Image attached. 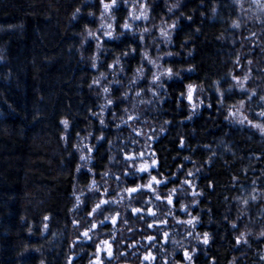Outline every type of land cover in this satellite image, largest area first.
<instances>
[{"label":"trees","instance_id":"trees-1","mask_svg":"<svg viewBox=\"0 0 264 264\" xmlns=\"http://www.w3.org/2000/svg\"><path fill=\"white\" fill-rule=\"evenodd\" d=\"M101 7L100 0H0V264H39L41 252L45 264H68V260L71 264H92L99 242L110 238L113 227L99 224L93 239H78L75 245L70 244L75 228L87 230L93 219L87 215L93 206V193L85 196L79 209L70 211L75 204L74 186L79 183L83 187L93 176L87 169L75 171L79 161L72 145L77 133L84 135L87 125H93L89 143L96 144V148L91 167L99 180L108 164V139L117 131H129L126 125L115 128L112 113L122 115L127 104L116 100L105 113L109 125L103 129L105 140H95L102 129L90 113L99 111L100 98L94 94L99 88L89 85L98 72L81 58V51L85 57L93 53L95 42L88 39L83 49H78L84 25L98 26L97 17H89L88 11L98 15ZM77 8L81 11L72 19ZM152 11L157 17L165 14L168 18L163 0H156ZM126 12L124 6L116 11L117 31H122L119 24ZM181 12L184 15L173 42L167 46L179 56L165 57L162 62L193 65L194 71L182 72L180 78L167 82L168 94L157 105L160 111L145 115L171 121L168 132L153 145L161 161L160 171L172 176L161 188L180 184L185 171L198 161L201 171L196 174L197 190L202 195L199 205L191 211L199 216L196 233H207L210 239L207 244L193 241L184 250L177 249L171 259L176 264H187L185 252L191 253L194 247L192 264H264V236L259 235L264 231V135L232 117L238 111L234 106L243 102L240 110L244 117L264 124V117L258 115L264 111V26L249 22L239 29L231 27L232 19L244 18L232 0H182L175 15ZM103 43L109 51L101 53L100 70L107 71L114 54L128 51L129 45L135 51L123 57L126 74L130 75L140 63L138 37L125 33L119 40ZM150 52L155 54L154 45ZM245 76L248 79L241 89L236 85ZM190 82L204 85L207 95L203 98L211 107L202 105L199 114L188 121L187 101L181 93L186 92ZM140 83L144 85L146 81ZM112 87V95L119 96L120 86ZM217 87L221 92L216 91ZM62 117L71 121L67 144L61 140ZM182 140L186 143L183 148ZM184 155H190L192 160L184 161ZM178 166H182L179 172ZM181 199L177 196L173 201L177 209ZM179 212L175 215L184 219L186 216L181 217ZM44 216L49 217L48 231L41 235ZM134 218L131 212L126 214L129 222ZM167 220L169 230L183 232L170 217ZM138 223L134 234L128 232L127 238L116 233L117 264H140L142 254L123 255L129 247L122 245L128 239H140L144 245L141 237L145 235L156 238V248L151 241L144 250L154 255L151 264H171L159 252L161 245L172 251L170 239L147 228L143 221ZM241 234L246 242L239 240ZM80 235L76 232L77 237ZM38 247L41 252L36 251Z\"/></svg>","mask_w":264,"mask_h":264},{"label":"clouds","instance_id":"clouds-1","mask_svg":"<svg viewBox=\"0 0 264 264\" xmlns=\"http://www.w3.org/2000/svg\"><path fill=\"white\" fill-rule=\"evenodd\" d=\"M156 0H100L101 9L97 15L93 11H88L89 17L96 16L98 26L90 27L85 24L83 31L79 33L81 37L79 49H83L88 39L95 42L94 51L89 56H84L81 51V58L90 62V67L96 69L98 74L92 78L89 85L92 88L94 85L99 88L94 94L100 98L98 101L99 111L91 112L90 114L99 121L102 129L95 135L97 142L105 140V133L103 129L108 128L105 113L109 107L114 104L116 100L127 101L126 106L122 109V115H117L115 111L112 113V119L116 121L115 128L119 130L121 125H126L129 131L125 134L117 131L116 135L110 137L107 141L109 145L108 164L105 165L104 171L100 174V179L95 178L94 169L91 167L95 157L93 151L96 144H90L89 140L93 137V125L89 123L86 127L84 135L77 133V137L72 147L78 155V163L75 171L80 173L82 169H87L89 173H93L90 183L81 187L79 183L74 186L73 195L75 197V204L70 211L75 212L85 202L84 198L88 193H93L92 209L88 216H92V223L87 224V230H82L77 227L71 234L70 244L75 245L77 240H89L98 235L93 231L94 225L103 224L104 221H112L114 218H119L121 227L117 229L113 227L110 229V238L115 240L116 233L119 231L121 236L127 238L128 232H133L139 227V221H143L147 228L154 229L163 234L167 239H170L172 244V251H168L162 245L159 248L161 257L167 256L171 260V264H176V261L171 259L177 249L184 250L189 244L195 242L204 243L205 240L209 242L210 235L207 233H196L195 225L198 224L199 216L192 214V207L199 205V197L202 195L201 191L197 190L196 174L201 171L198 167V161H193V167L185 171V178L178 185L161 188V185H167L172 176L165 175L160 171V158L156 150H154V143L168 132V126L171 121L167 118L154 119L152 116H146L145 113L155 114L160 111L158 104L164 101L168 94L167 82L173 81L175 78H180L182 72L194 71L193 65L176 66L169 63L162 62L165 57L179 56L178 52H173L167 48L172 44L175 30L179 26L180 17L184 14L181 12L179 16L175 15L180 8L182 0H163V6L166 9L167 19L165 14H160L159 17L153 14V5ZM232 3L237 6L238 12L244 17H239L231 20V27L239 29L242 24L249 22L264 25V0H232ZM123 4L127 9L123 21L119 27L123 31H117V14L115 9H118ZM80 8H77L72 14V19H76L80 13ZM215 12V8H213ZM259 31V29L257 30ZM100 33V35H98ZM127 33L129 36L138 37L141 45L140 63H138L131 74H126V65L123 63V57L131 55L135 48L128 46V51L117 52L114 58L108 63L107 71L100 70L99 64L102 63L103 57L101 53H106L109 49L103 43V39L119 40ZM161 43L165 46L161 48ZM155 46V54L150 52V49ZM192 53L188 51L190 56ZM3 57L0 56V60ZM146 62V64H145ZM150 66V67H149ZM124 78L121 79V75ZM111 77V78H109ZM248 79L245 76L239 80L237 87L244 88V81ZM141 81H146V84L141 85ZM218 83V82H217ZM113 85L120 86V95L114 97L112 95ZM186 92L181 93L187 100L188 115L186 120L191 121L194 116L199 114L202 105L207 104L211 107L210 102H207L203 97L205 88L203 84L195 85L188 83L186 85ZM217 92H221L219 87ZM131 93V96L129 95ZM254 94V93H253ZM191 97V99H189ZM264 99V97H261ZM179 107V104L177 105ZM238 112L244 107L243 102H239L234 106ZM239 123L244 124L247 117L239 119ZM260 117H264V111L258 113ZM251 123V126L264 135V124ZM60 124L63 127L61 140L67 144V134L71 128V121L62 117ZM193 131H195L193 129ZM119 141V143H117ZM185 141H181L180 147H185ZM175 159V157H173ZM211 156L209 157V160ZM184 161L192 160L190 155L183 156ZM111 165V166H109ZM182 166H178L176 171L179 172ZM175 173H173V176ZM191 177V179H188ZM134 179L136 182L129 183V180ZM109 192L113 193L109 195ZM95 193H100L96 196ZM182 197L178 209L174 206V199ZM191 197V199H188ZM256 199L255 196L251 197ZM246 202V201H245ZM109 206L107 211H103V205ZM184 212L187 215L186 219H181L175 215L176 211ZM131 212L134 219L129 222L126 219V214ZM102 214V219L100 213ZM152 217L151 221L145 217ZM170 217L174 224H179L183 229L182 233L177 232L174 228L169 230L168 220ZM49 217L44 216L41 224V235L48 231ZM77 221L74 220V224ZM157 225L164 227L158 228ZM76 232H80L79 237ZM87 232L85 236L83 233ZM92 233V235H90ZM56 233H53L55 236ZM259 235L264 236V231ZM151 238V240H149ZM141 239L152 241V247L156 248L155 236L145 235ZM240 241H245V235L241 234ZM104 239L99 242L100 247H104ZM140 243V239L136 244ZM207 244V243H204ZM135 247V244L129 245ZM147 250L148 245H143ZM37 252H41L38 247ZM83 251V249H80ZM71 252V248H69ZM79 254V253H77ZM153 259L154 255L149 252ZM195 254V249L188 253L185 257L187 264H192V256ZM135 256L136 253L134 252ZM264 258V255H262ZM119 256H117V260ZM39 264H45V258L41 252V259ZM68 264L71 261L68 260ZM91 264V261L89 262ZM143 264V260L140 261ZM234 264V262H233Z\"/></svg>","mask_w":264,"mask_h":264},{"label":"rangeland","instance_id":"rangeland-1","mask_svg":"<svg viewBox=\"0 0 264 264\" xmlns=\"http://www.w3.org/2000/svg\"><path fill=\"white\" fill-rule=\"evenodd\" d=\"M120 6H124L123 4H121ZM125 7V6H124ZM118 9H115V11H117ZM240 14V13H239ZM256 24H258V23H256ZM258 25H261V24H258ZM262 26V25H261ZM264 26V25H263ZM123 31V30H122ZM98 35H100V33H98ZM106 40H108L107 38H104L103 39V41H106ZM150 67V66H149ZM187 101V100H186ZM237 112L238 111H234L233 112V114H232V117L233 118H235L237 121H239L238 120V118H237ZM238 116H239V119H244L245 117H244V115H243V112H241V110H239V112H238ZM245 123H247L249 126H251V123H249V121H248V119L245 121ZM244 123V124H245ZM256 123H258V122H256ZM252 127V126H251ZM255 129V128H254ZM256 130V129H255ZM259 131V130H258ZM260 132V131H259ZM261 133V132H260ZM163 185H161V187H162ZM100 194V193H99ZM188 199H191V197H188ZM107 207H109V206H107ZM130 212V211H129ZM180 214H181V217L182 216H186L184 219H186L187 218V215H186V213H184V212H179ZM101 219H102V215H101ZM119 221H120V219L118 218V221H117V223L116 224H112L111 223V221H104V223L102 224V225H105V224H109V225H111V227H117V225L119 224ZM163 226V225H162ZM196 226V225H195ZM98 229V225H97V227L96 228H94L93 229V231H96ZM130 240H132V238L130 239ZM108 241L112 244V255L111 256H108L107 254H103V253H98L97 251L93 254V260L95 261L96 259H97V256L99 255V256H101V258L103 259V261H104V264H117V260L116 259H114V253H115V248H114V240L113 239H111V238H109L108 239ZM143 242H144V245L145 244H149L151 241H148V240H142ZM128 242H130L129 241V239H128ZM127 241H125L124 243H123V245H122V247H129V245H132V244H135V247H129V248H127L125 251H124V253H123V255L124 254H130L131 252H132V255H133V253L135 252L136 253V255L138 256V255H141L142 254V256H140V258H141V260H143V264H145V263H149V264H151V263H153V261L155 260V258L154 259H152V260H148V261H146L145 259H144V257L146 256V255H148V253L149 252H151V251H145L144 252V247H143V243L141 242V243H139V244H136V242H133V240L130 242V243H128ZM126 244V245H125ZM98 247H100L99 246V244H98V246H97V249H98ZM135 255V256H136ZM93 264V263H92Z\"/></svg>","mask_w":264,"mask_h":264},{"label":"snow or ice","instance_id":"snow-or-ice-1","mask_svg":"<svg viewBox=\"0 0 264 264\" xmlns=\"http://www.w3.org/2000/svg\"><path fill=\"white\" fill-rule=\"evenodd\" d=\"M189 99H191V97H189ZM111 194H113V193H111ZM107 206H108L107 204H104V205H103V211H107V210H108V207H107ZM102 214H103V212L100 213V215H102ZM117 221H118V217H117V218H114V219L111 221V223H112V224H116ZM93 227L96 228L97 225H94ZM83 235L87 236L88 233L85 232V233H83ZM149 240H151V238H149ZM204 243H208V241L205 240ZM97 252H98V253L107 254L108 256H111V255H112V244H111L109 241L104 242V247H98ZM187 255H188V253L185 252V256H187ZM144 259H145L146 261H148V260H152L153 257H151V255L149 254V255H146V256L144 257ZM93 264H104V261H103V259L101 258V256L98 255V256H97V259H96L95 261H93Z\"/></svg>","mask_w":264,"mask_h":264}]
</instances>
